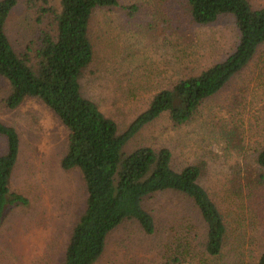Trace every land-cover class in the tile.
I'll use <instances>...</instances> for the list:
<instances>
[{
    "label": "rangeland",
    "instance_id": "374dc122",
    "mask_svg": "<svg viewBox=\"0 0 264 264\" xmlns=\"http://www.w3.org/2000/svg\"><path fill=\"white\" fill-rule=\"evenodd\" d=\"M248 1L254 9L264 7V0ZM118 3L91 17L93 59L79 83L82 96L122 132L157 93L224 60L238 32L231 16L207 26L194 24L184 0ZM46 6L59 11L58 0ZM38 17V7L17 0L5 24L17 54L34 49L40 31L53 33L52 17ZM8 91L0 77V122L13 127L20 141L10 189L28 205L11 209L0 225V264H62L85 207L82 176L60 167L67 131L57 117L37 99L7 109ZM141 147L168 149L176 171L199 166L198 183L227 228L223 251L218 257L205 253V228L197 211L182 196L165 192L143 203L154 218L155 233L146 235L136 222H124L108 235L95 264H256L264 251V169L255 163L264 147V44L186 124L176 126L163 113L125 145L124 153ZM3 150L0 137V154Z\"/></svg>",
    "mask_w": 264,
    "mask_h": 264
},
{
    "label": "trees",
    "instance_id": "16d2710c",
    "mask_svg": "<svg viewBox=\"0 0 264 264\" xmlns=\"http://www.w3.org/2000/svg\"><path fill=\"white\" fill-rule=\"evenodd\" d=\"M24 2L29 8L38 7L40 21L51 16L55 29L52 34L40 31L35 48L17 54L5 32L17 0H0V77L9 89L4 106L15 110L27 99H37L67 131L60 167L80 172L86 199L62 264H95L104 253L108 235L126 221L136 222L146 235L154 234V218L143 203L165 192L178 194L192 204L205 228L203 250L210 257L220 256L227 228L217 206L198 183L199 166L186 165L176 171L166 148L141 147L124 153V147L163 113H169L176 126L186 124L204 101L240 73L264 44V7L254 9L248 0H184L196 25H211L221 16H231L238 32L237 44L224 60L157 93L148 108L119 132L113 120L82 96L79 83L93 59L88 36L91 17L97 10L119 7L118 0H58V12L46 6L49 0ZM128 9L131 13L136 10ZM0 137L4 143L0 154L1 225L7 212L27 206L28 201L10 189L19 136L13 127L0 122ZM255 157L256 165L264 169V147ZM256 264H264V251Z\"/></svg>",
    "mask_w": 264,
    "mask_h": 264
}]
</instances>
